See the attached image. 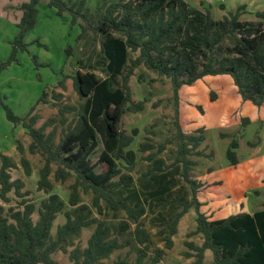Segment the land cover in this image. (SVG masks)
<instances>
[{
	"label": "trees",
	"instance_id": "16d2710c",
	"mask_svg": "<svg viewBox=\"0 0 264 264\" xmlns=\"http://www.w3.org/2000/svg\"><path fill=\"white\" fill-rule=\"evenodd\" d=\"M41 1L28 0L20 4L23 15L18 23L19 31L12 42L9 57L0 63V71L18 61L19 51L28 49L24 39L27 31L36 24ZM48 4L55 7L60 16L65 11L69 12L72 23L83 19L79 39L89 30L103 33L96 63L103 65L107 74L102 78L94 70L78 69L73 84L86 100L78 111V117L63 128L58 142L55 140L58 126L47 132V127L56 122L55 118L36 126L39 116L34 112L41 101H47L44 97L46 91L25 116L18 115L3 102L7 118L28 129L32 138L30 152H41L45 156L38 189L50 195L41 202L37 222L32 218L36 205L26 198L21 200L23 208L20 209L14 206L7 209L0 203V264H57L55 252L59 248L67 251L66 243L79 236L83 228L93 225L95 229L86 247H77L70 252L71 264H105L104 260L110 258L112 253L133 242L139 245L136 259L119 257L115 264H162L166 248L173 246L172 235L177 233L181 218L191 207L195 208L197 214V226L191 234H201L203 237L201 245L188 242L193 252H187V256L197 257L192 264H201L208 249L213 253L215 264H264V207L251 213L246 209V203L241 201L238 211H232L222 218H215L216 210L203 208L207 202L202 200V195L223 180L210 183L208 180L192 178L191 171L197 162L190 155L206 139L205 125L190 133L180 122L179 108L183 86L194 85L197 80L208 75L225 74L233 78L243 100L264 107V26L261 25L262 22L264 24V10L256 12L260 22L240 19L247 8L246 4L238 6L235 12L223 20H214L209 12L195 11L192 14L185 0H113L107 5L98 24L94 25L86 6L87 0H48ZM221 7L225 8L224 4ZM227 39L234 40L232 46L225 45ZM137 52L138 55H131ZM218 54L224 55L218 57ZM81 61L78 63L85 65ZM47 65L44 62L37 63V66ZM140 65L171 79L177 104L174 123L179 140L174 164H181V175L189 184L191 194L190 200L182 203V209L169 224L171 236L167 238L166 247L156 248L153 256L149 253V234L142 221L148 207L144 203L126 205L117 197V192L125 194L126 189L135 183L132 172L136 168L137 152L131 146L137 129L129 134L121 130L120 123L126 111L139 112L146 107V99L133 100L130 85L131 77ZM68 76L64 74L59 80L61 87L65 88ZM53 95L59 100L63 98V93L56 90H53ZM217 98V93L210 91V100L214 102ZM189 106L205 112L202 104L191 103ZM76 110L78 108L67 104L59 108L61 115ZM61 121L65 122L64 119ZM248 121L249 118L244 119V123ZM99 136L104 148L99 156L103 169L98 172L91 156L97 152ZM239 146L240 141L234 137L227 149L232 166L239 164L236 150ZM154 147L149 142L141 146L143 151ZM165 147L162 144L156 152L147 156L151 166L140 177L146 189L155 187L153 175L156 172H163L169 167L165 159L158 157ZM18 150L24 153L21 142ZM196 153L202 154L201 151ZM0 157V199L9 203L13 191L25 197L28 191H21L23 180L12 179L10 170L17 166L16 162L5 154H0ZM118 161L125 162L124 168ZM21 163L26 174L30 175V160L22 155ZM52 163L59 164L55 172L56 180L64 182L72 173L76 175L69 197L70 204L75 206V214L66 212V222L57 227L56 238L52 234L54 221L64 210L66 202L58 193H51ZM80 187L94 194L93 206L99 214H104L103 200L115 216L118 211L125 210L132 222H120L119 231L123 233L130 230L131 223H134L133 239L121 241L118 236L108 237L109 226L106 221L95 216L89 204H80Z\"/></svg>",
	"mask_w": 264,
	"mask_h": 264
},
{
	"label": "rangeland",
	"instance_id": "374dc122",
	"mask_svg": "<svg viewBox=\"0 0 264 264\" xmlns=\"http://www.w3.org/2000/svg\"><path fill=\"white\" fill-rule=\"evenodd\" d=\"M25 1L0 0V9L17 11L20 9V5H16V2L23 3ZM72 1L70 0V2ZM111 1L113 0H87L86 6L91 12L90 20L94 25L98 24ZM185 1L192 14L195 11L209 12L214 20H223L225 16L235 12L238 6L246 4L247 8L240 19L242 21L260 22L256 12L264 10V0ZM222 4L225 8L221 7ZM38 8L36 24L27 31L24 39L28 44V49L19 51L18 61L0 71V80H6V84L9 85L0 87V98L5 99V103L21 116L18 112L22 113L21 107H30L29 109H31L36 104L37 98L42 97L46 91L44 97L47 101H41L34 112L39 116L36 126L38 127L45 121L55 118L56 122L47 127V132L54 126H58L55 139L58 142L63 128H66L70 121L78 117V111L86 100L79 95L73 84V77L78 69L94 70L100 77H106V68L96 63L104 35L99 31L89 30L82 39H79L82 32L81 23H84L82 18L72 23V16L69 12L65 11L63 15H58L56 8L50 6L48 0H42ZM261 25L264 26L263 22ZM115 34L120 35L119 33ZM14 39L15 37L12 41ZM233 42V39H227L225 45L232 46ZM69 47H71L70 51H68ZM138 54L139 52L131 55L136 56ZM224 54L230 53L224 52ZM224 54H218V57H222ZM79 60H82L83 62H81L85 65L78 63ZM42 62L48 65L37 66V63ZM64 74L69 75L65 80V88L58 84ZM47 75H50V78ZM38 82L41 83V90L38 87ZM130 85L133 91V100L137 102L146 99V107L139 112L126 111L120 123L121 130L129 134L137 129L134 143L131 146L137 152V164L132 172L135 177L134 185L126 189L125 194L117 192V197L121 198V201L126 205L144 203L148 207L142 221L149 234V253L153 256L156 248L166 247L167 238L171 236L169 224L176 213L182 209V203L190 200L191 194L189 184L181 175V164H174L178 156L179 140L174 123L177 104L171 79L140 65L131 77ZM53 90L62 92L63 98L56 99ZM212 90L218 95L214 102L210 100V91ZM179 103L180 122L186 130L193 133L197 128L205 125L206 139L190 155V158L197 162L191 171L192 178L208 180L210 183L215 180H224L223 183L212 187L202 195V200L207 202L203 208L216 210L215 218L225 217L238 208H236L237 201L244 193H246L244 199L250 210L263 208L264 107L243 100L237 91L233 78L226 74L208 75L197 80L194 85L183 86L180 90ZM191 103L204 105L205 112L202 113L198 109L190 107ZM12 104L16 105L18 111L14 109ZM64 104L75 106L78 110L65 112L61 115L59 108ZM245 118H249L250 121L244 123ZM61 119H64L65 122H62ZM193 120L198 122L193 123ZM3 129V126H0V131ZM234 137L240 141V146L236 150L239 156V168L241 166L242 170L238 168V172L230 168L231 163L227 157V149ZM30 140H32L31 137L24 140V153L18 152L13 156L17 166L10 170L12 179L23 180L24 187L21 191H28V194L22 197L13 191L10 193L11 201L9 203H5L1 199L0 203L4 204L7 209L11 206L20 209L23 208L20 203L21 200L26 198L28 202H33L36 205V211L32 218L34 222H37L40 217L41 202L47 199L50 193L38 189L40 170L45 164V156L41 152H30ZM144 142L152 143L155 147L143 151L141 146ZM162 144H165L166 147L158 153V157L165 159L169 167L163 172H156L153 175L155 187L146 189L144 184L140 182V177L151 166V161L147 159V156L153 151L156 152ZM103 148L104 144L100 139L97 152L91 156L92 163L96 165L95 168L98 172L103 169L99 163V156ZM196 151H201L202 154H197ZM22 155H25L31 162L32 172L30 175L26 174L21 163ZM118 162L124 168L125 162ZM58 167V163H52L50 180L53 182V190L51 193H58L66 202V206L54 221L52 229L54 238L57 236V227L66 222V212L75 214V206L70 204L69 197L72 191L71 184L75 182L76 175L72 173L64 182L56 180L55 172ZM254 167L258 168L254 170ZM248 170L250 171L248 180H244L241 187L236 188L232 182L233 176L241 177L240 173H242L245 177ZM124 172H127L126 169ZM259 179L263 185L259 183ZM79 193L80 204H89L94 215L105 220L108 224V237L118 236L121 241L133 239L134 223H131L130 230L123 233L119 231L120 222H132L125 210L118 211L117 216H115L114 211L103 200L104 214H99L97 208L93 206L94 194L91 191H84L82 187L79 188ZM196 217L194 207H191L183 215L177 233L172 235L173 246L166 248L162 264H192L197 260L196 256H187V252L191 251L188 242H195L200 245L203 242L201 234H191L197 226ZM94 229L95 225L83 228L79 236L72 238L69 244L66 243L67 251L59 248L54 254L57 264H71L70 252L77 247H86ZM138 247L139 245L133 242L131 245L116 250L104 262L105 264H115L119 257L135 260ZM201 264H215L211 250H206Z\"/></svg>",
	"mask_w": 264,
	"mask_h": 264
},
{
	"label": "crops",
	"instance_id": "0c3cea01",
	"mask_svg": "<svg viewBox=\"0 0 264 264\" xmlns=\"http://www.w3.org/2000/svg\"><path fill=\"white\" fill-rule=\"evenodd\" d=\"M20 3L22 2H16V5L18 4L20 5ZM22 15H23V11L20 9H17V11L12 10V9H5V8L0 9V62H2L3 60H6V58L10 54V50L12 49V42H13L12 39L17 35L19 31L18 23L20 22ZM47 77L50 78V75H47ZM1 86H9V85L6 84V80H0V87ZM38 87L41 90L42 87H41V83L39 82H38ZM43 91H44V88H43ZM39 98L40 97L37 98L36 102L38 101ZM3 102H5V99L2 100L0 98V126H3L4 128L2 131H0V154L8 155L12 157L13 159V156L16 153L20 152L18 150V144L21 142L24 146L25 145L24 140L28 139V137H31V136L28 134V129H26L22 124H15L7 118L6 111L3 107ZM12 106L14 107L15 110L18 111V109H16V105L12 104ZM21 108L23 110L22 113L18 111L21 114V116L26 115V113L28 114L30 107L23 108L22 106ZM31 141L32 140L29 141V144L31 143ZM0 167H1V161H0ZM230 168L233 171L238 172L237 169L239 168V164L237 166L231 165ZM256 168L258 167H254V170ZM239 169L242 170V167L240 166ZM249 172L250 171L248 170L247 175L245 174V177L243 176L242 173H240L241 177L237 175L235 177L233 176L232 182L234 183L236 188L241 187L242 182L244 180L246 181L248 180V174H250ZM263 180L264 178L262 179V181ZM258 181L260 184L263 185L260 179ZM245 197H246V193H244L240 197V199L237 201L238 204L236 205V208L237 207L238 208L234 212L240 209L239 205L241 201H244L246 203V209L248 211H250L251 213L255 211V210L252 211L249 209L248 204L246 200L244 199Z\"/></svg>",
	"mask_w": 264,
	"mask_h": 264
}]
</instances>
